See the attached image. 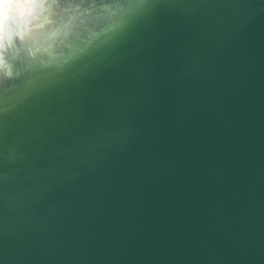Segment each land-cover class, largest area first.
Masks as SVG:
<instances>
[{
    "label": "water",
    "instance_id": "obj_1",
    "mask_svg": "<svg viewBox=\"0 0 264 264\" xmlns=\"http://www.w3.org/2000/svg\"><path fill=\"white\" fill-rule=\"evenodd\" d=\"M98 59L0 115V264H264V0H148Z\"/></svg>",
    "mask_w": 264,
    "mask_h": 264
},
{
    "label": "clouds",
    "instance_id": "obj_2",
    "mask_svg": "<svg viewBox=\"0 0 264 264\" xmlns=\"http://www.w3.org/2000/svg\"><path fill=\"white\" fill-rule=\"evenodd\" d=\"M148 0H0V115L15 120L75 70L86 75ZM7 131V129H6ZM19 155L6 146L0 159Z\"/></svg>",
    "mask_w": 264,
    "mask_h": 264
}]
</instances>
